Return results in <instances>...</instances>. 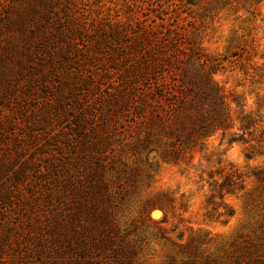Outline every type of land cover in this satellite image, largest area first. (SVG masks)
Instances as JSON below:
<instances>
[{"label":"trees","instance_id":"trees-1","mask_svg":"<svg viewBox=\"0 0 264 264\" xmlns=\"http://www.w3.org/2000/svg\"><path fill=\"white\" fill-rule=\"evenodd\" d=\"M53 9L0 99L15 109L0 119V264H136L117 214L156 157L183 161L227 127L219 64L163 11L93 31L69 0Z\"/></svg>","mask_w":264,"mask_h":264},{"label":"rangeland","instance_id":"rangeland-1","mask_svg":"<svg viewBox=\"0 0 264 264\" xmlns=\"http://www.w3.org/2000/svg\"><path fill=\"white\" fill-rule=\"evenodd\" d=\"M69 2L71 21L93 31L130 18L153 19L161 11L166 23L194 24L204 55L219 64L211 78L229 103L225 129L203 139L183 161L156 157L150 182L118 212L136 264H264V0ZM206 2L215 9L207 11ZM64 3L0 0V99L17 63L25 65L23 47L47 31L50 6L60 12ZM14 112L3 116L0 107V119L14 125Z\"/></svg>","mask_w":264,"mask_h":264}]
</instances>
